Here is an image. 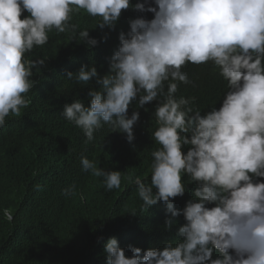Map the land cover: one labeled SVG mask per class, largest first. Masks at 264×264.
<instances>
[{
    "label": "clouds",
    "instance_id": "1",
    "mask_svg": "<svg viewBox=\"0 0 264 264\" xmlns=\"http://www.w3.org/2000/svg\"><path fill=\"white\" fill-rule=\"evenodd\" d=\"M80 10L109 30L127 10L129 30L119 33L108 67L81 66L44 91L95 80L90 102L61 109L87 142L107 124L132 143L140 112L129 116L130 106L155 104L159 147L150 182L135 177L136 192L146 211L166 204L169 231L183 216L163 248H124L109 238L106 264H264V0H0V128L29 107L34 70L47 58L26 54L46 45L50 32L71 33L88 48L107 41L72 23ZM81 166L103 177L107 190L120 188L122 172L86 156ZM185 193L192 198L177 209L173 201ZM63 194L75 196V185ZM5 217L12 219L7 210Z\"/></svg>",
    "mask_w": 264,
    "mask_h": 264
},
{
    "label": "trees",
    "instance_id": "2",
    "mask_svg": "<svg viewBox=\"0 0 264 264\" xmlns=\"http://www.w3.org/2000/svg\"><path fill=\"white\" fill-rule=\"evenodd\" d=\"M126 13L115 30H109L97 27L99 17L80 10L73 14L72 23L97 39L107 34L106 42L88 48L72 41L71 33L53 30L46 45L26 54L33 60L47 59L41 71L34 70L37 83L26 94L29 107L19 117H6V125L0 128V264H106L103 244L111 237L118 238L121 247L144 250L163 248L166 241L175 239L183 216L169 231L166 204L159 202L146 211L134 183L137 176L150 182L151 152L159 147L152 143L151 134L157 128L155 104L130 106L129 116L140 112L132 143L107 124L87 142L82 130L63 119L61 109L75 99L90 102L88 92L99 88L95 80L87 85L71 80L44 91L81 66L108 67L119 46V33L129 30ZM82 156L95 159L105 171L122 172L120 188L109 191L103 177L83 171ZM71 185L76 195L65 197L64 189ZM187 193L173 201L177 209L192 198ZM6 210L11 220L5 217Z\"/></svg>",
    "mask_w": 264,
    "mask_h": 264
}]
</instances>
